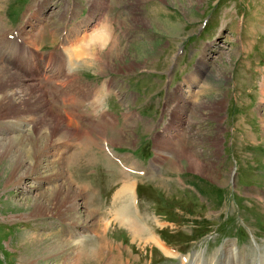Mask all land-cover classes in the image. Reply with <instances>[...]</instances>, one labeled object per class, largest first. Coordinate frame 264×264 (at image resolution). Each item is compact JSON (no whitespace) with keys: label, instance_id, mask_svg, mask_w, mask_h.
<instances>
[{"label":"rangeland","instance_id":"374dc122","mask_svg":"<svg viewBox=\"0 0 264 264\" xmlns=\"http://www.w3.org/2000/svg\"><path fill=\"white\" fill-rule=\"evenodd\" d=\"M0 30V66L41 88L50 100L47 121L58 117L80 139L33 148L11 184L18 160L1 152L0 264H37L43 251L29 262L24 254L48 236L72 247L57 256L52 250L39 264H107L91 251L105 253L113 264H180L155 244L133 240L116 220L123 175L137 195L135 207L130 197L132 209L168 250L221 264L238 253L246 256H237L241 264L264 262V0H0ZM99 37L104 42L94 43ZM23 56L33 65L52 61L46 77L55 80L41 87L23 78ZM109 78L110 103L93 101V83L107 89ZM201 86L204 91L196 93ZM3 102L0 139L20 135L34 142L41 118L49 115L31 117L37 109L30 105V115L11 116L12 106ZM138 105L146 106L143 117H153L135 112L137 122L125 123V137L103 120L104 107L127 113ZM23 123L30 126L26 133ZM165 133L174 140L159 137L155 143ZM89 134L97 144L87 153ZM146 138L152 154H163L160 163L157 155L154 164L139 158L144 164L137 168L145 174L128 175L106 155L114 145L139 157ZM166 144L172 152H164ZM16 145L17 158L22 144ZM181 151L201 168L181 159ZM133 155L123 159L135 160ZM73 208L83 221L94 212L92 222L74 226L64 219Z\"/></svg>","mask_w":264,"mask_h":264},{"label":"bare ground","instance_id":"6f19581e","mask_svg":"<svg viewBox=\"0 0 264 264\" xmlns=\"http://www.w3.org/2000/svg\"><path fill=\"white\" fill-rule=\"evenodd\" d=\"M0 32H1V30H0ZM53 38H55V37H53ZM95 41L96 42L97 41L104 42V39L101 38V37H99V38H96L93 42L95 43ZM78 56H81V55H78ZM47 63L49 65H53V64H50V63H52V61H50V60H48ZM47 63H41L39 65H34V70L33 71L26 70V73H23V78H28V80L34 81L35 82L34 84L41 85V87H42L44 81H46V82H52V80L54 81L55 80L54 78L46 77L43 74V71H45V66H48ZM57 72L60 75H62V71L61 70H57ZM21 77H19L18 75H16L14 72H12L7 67L0 66V93L3 92V94L5 95V96L1 95L0 102L1 101L3 102V101L6 100V102H3V104L4 103H10V105L12 106V108L14 107L16 109V110H13L14 108L13 109L10 108L11 109V112L9 113V115L14 116V115H20V114H25V113H27V115H30L29 112H28L30 110H27V108H29V106L32 105L33 108L35 107L37 109L36 110L37 112L31 114L30 115L31 117L33 115L40 116L38 112H45L49 116H46V117H42L41 118V121H42L41 122V125H43V126L40 125V127L37 129L36 140L34 142H30V140L29 139H26L25 136H22L21 137L20 135H18L15 138L0 139V154L2 152V155L1 156H3L4 158H6L7 160H9V159L11 160V158H14V159H17L18 160V164L15 165V168L13 169L12 174L10 176L12 179H9V181H7V183H9V184L12 183L15 174L18 171H20L21 169H23V167L25 168L24 155L25 154L26 155L28 154L27 156L28 157H31V155H33L32 154L33 148H36V147L39 148V146L41 147L42 146V143H44V144H47L49 146V148L51 147V149H52V146H53L54 143H55V146H56V145H61L62 143H66L68 140L75 141V140H78L79 139L78 134L75 133V131H73V130L72 131H69L66 128L65 129L62 128V124H61L60 119L58 117L57 118L53 117V119H54L53 120V123L54 124H51L52 119L50 121L49 120L47 121V119L50 116H52L49 113V111H51V109L49 108V106H50V100L46 99L43 96V94L40 92L41 91V88H39L38 86H34L33 84L26 83ZM66 78H68V77H66ZM188 80H189V82H190V80H192V83L191 84H194L195 83V81L193 79V76H191L190 78H188ZM13 87H21V88L20 89L17 88L16 90H14ZM49 88L50 87H47L46 89H49ZM204 89H205L204 86H201L200 87V90L197 91L196 93L203 92ZM46 97H47V95H46ZM47 103H49V106L47 105ZM31 111L34 112L35 110L32 109ZM15 117L17 118V117H20V116H15ZM61 118H62V120H64V122H66L68 124V121L69 120L65 119L62 116H61ZM69 123H70V121H69ZM70 124H69L68 128L71 126ZM12 126H13L12 127L13 130L16 129L17 132L21 131V128H18L19 127V123H12ZM22 126H23V129H24V132L25 133L27 132L28 128H30L29 124H27V123H23ZM72 127H73V125H72ZM46 128H48V129H46ZM45 130L49 131L48 134H46ZM51 141H52V144H51ZM89 142H88L89 146L86 145V150H85V152L87 151V153L90 151L91 145H96L97 144L96 143L97 141L95 139H93L91 137V135L89 137ZM17 143H20V145L21 144L22 145L20 147V153H21V155L18 154L19 157L16 158V155H13V149H15V147L17 146L16 145ZM23 144L25 146H23ZM166 147H168V148L165 151L163 150L164 152H170V151L172 152V149H171L170 146L167 145ZM27 149H28V151H27ZM30 149H32V150L30 151ZM37 150H39V149H37ZM159 151H158V153L161 154L162 153L161 150H159ZM179 153H180V156H181L180 158L181 159H184L185 161H188V162L191 161V163L194 166L198 167V169L201 168L200 165L199 164H196V162L194 160H192V158L190 156H188L185 151H181ZM172 154H175V153H172ZM175 155H178V154L176 153ZM47 159H45V161H48ZM41 161H44V160L42 159V160H40V162ZM36 164H37V162H35L33 160L32 165H36ZM12 167H14V166H12ZM25 170H26V172H25L26 174H29V171L30 172L32 171V169H30V168L25 169ZM121 173L123 175V172H121ZM25 176H27V175H24L21 179L25 178ZM123 177H125V180L123 182V184H125V185H123L121 191L119 192V194H117V199H116V203L118 205V208L115 210V213H114L116 220L118 221V223L121 226L127 227L129 229V232L132 234V239L133 240H137L138 239L141 243L142 242L153 243L156 246H158L164 252L165 255H167L168 257H171V258H175L176 259L178 257V253H175L173 251L168 250L165 247V245L159 240V237L154 236V235H151L150 232H149V230H148V228L145 227L142 224V221H141V219L139 218V215H138L139 213L137 214V212L132 209V205H134V207L136 206V201L133 198L132 205H131L130 197H131L132 189L130 187L129 188L127 187V184L125 182L126 179H127L126 176L123 175ZM68 191H70V189ZM61 192H62L63 196H67L68 193H69L68 192V193L64 194L63 191H61ZM62 199L64 200V198H62ZM138 199H139V197H138ZM63 200H62V202H63ZM125 200L127 201V203L124 204ZM38 205H39V203L36 204V206H35L36 208L34 207V210H40V208L38 207ZM49 208L50 207H47L45 209H49ZM69 211H66V213L64 214L65 215L64 216L65 217L64 219H67L68 221H71L70 223L74 224V226H81L82 223L83 224L90 223V222H92L93 217L95 216L94 212H92L89 215L87 214L86 219L83 221L82 218H81V217H83V216H81L82 214H78L74 210V208H73V211L70 210V209H69ZM35 212L36 211H34V213ZM49 213H51V212H49ZM76 235L77 234L75 233L73 236H76ZM54 237H56V236H48V237H46V240H47L46 244H45V242H43V245L41 243H39L38 245L34 246V250L28 251L26 254H24L25 257H26V258H24L25 261H28V260L31 261V259H33L36 256L35 253H38V252L43 251L42 252L43 255L40 253L42 256L38 257V260H37V264H39V263H41V261H44V260L47 261L48 257L52 254V250L55 251V252H53V254L56 255V254H60V251L61 250L67 249L69 246L72 247V244H70L68 242L62 244V243H60V238H57L56 237L57 239L55 240ZM57 250H59V251H57ZM96 252H98V253H96ZM89 253H91V254L93 253V255L96 253L97 254L96 258H98L100 260H102V259L103 260H106V263L107 264H113L112 262H110L107 259V257L105 258V255H104L105 253H103V252H100V251H91ZM238 254L236 256H234V257L232 256L233 258L230 259V260H228V259L231 256L227 255V260L223 264H241L240 261L237 260L238 259L237 258ZM91 256L92 255H90L89 257H91ZM241 256L242 257H240V256H238V257L240 259H245L246 260V256H244V255H241ZM55 258H57V257H55ZM179 258H180V264H221L220 261H216L215 262L214 261V258L211 261V260L205 259L201 255L200 256L192 257L191 259L189 257H179ZM63 262L64 261H62V260H59V259L57 260V263L58 264H64ZM245 262L246 261H244V263ZM43 264H44V262H43ZM67 264H69V263L67 262ZM257 264H259V263H257ZM260 264H264V262L263 263L260 262Z\"/></svg>","mask_w":264,"mask_h":264},{"label":"crops","instance_id":"0c3cea01","mask_svg":"<svg viewBox=\"0 0 264 264\" xmlns=\"http://www.w3.org/2000/svg\"><path fill=\"white\" fill-rule=\"evenodd\" d=\"M79 99H83L82 97H80ZM84 100V99H83ZM111 100H109V102H110ZM113 107V106H112ZM114 114H115V112L113 111V112H111V115L112 116H114ZM131 115V113H128L127 115L124 113L123 114V116L121 117L119 114H117L116 115V123L115 124H113L112 125V127H113V129L115 128V127H118V131H120V130H122L121 132H122V134H121V136L122 137H125V136H127V131H128V126L125 124L126 122H128V121H133V122H137V120L135 119V118H133V116H130ZM76 118V117H75ZM77 119V118H76ZM132 122V123H133ZM133 128H131L130 130H131V138L135 141L136 140V132H134V129L136 128V125L133 123ZM113 141H115V139L113 140ZM134 141H133V143H134ZM133 143L130 145V146H128V147H131L132 145H133ZM143 143H144V141H143ZM114 146V145H113ZM142 147V149H143V147L144 146H141ZM114 148H116L117 150H119L120 151V148H118V147H116V146H114ZM142 149L140 150V155L139 156H141V151H142ZM128 150H133V149H128Z\"/></svg>","mask_w":264,"mask_h":264}]
</instances>
